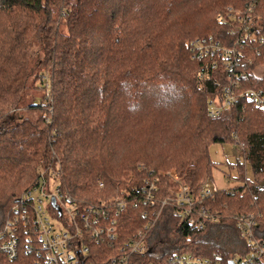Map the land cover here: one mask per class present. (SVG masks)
<instances>
[{
	"label": "trees",
	"instance_id": "16d2710c",
	"mask_svg": "<svg viewBox=\"0 0 264 264\" xmlns=\"http://www.w3.org/2000/svg\"><path fill=\"white\" fill-rule=\"evenodd\" d=\"M210 36L236 59L233 74L217 54L193 56L191 43ZM258 65L264 0H0V239L9 222L22 237L18 256L0 250V264H36L37 241L29 249L28 226L12 221L30 189L56 179L82 204L125 195L123 238L145 223L144 190L154 183L157 201L170 199L150 231L163 253L178 242L226 262L248 251L233 215L256 214L264 237ZM227 85L232 105L211 115ZM225 142L241 146L253 179L238 161L244 183L204 201L222 217L191 227L174 214L167 173L200 193L218 165L210 146Z\"/></svg>",
	"mask_w": 264,
	"mask_h": 264
},
{
	"label": "built area",
	"instance_id": "2783aa9c",
	"mask_svg": "<svg viewBox=\"0 0 264 264\" xmlns=\"http://www.w3.org/2000/svg\"><path fill=\"white\" fill-rule=\"evenodd\" d=\"M191 46L194 57L200 58L208 53L217 54L230 74H233L236 59H231L229 49L221 48L217 41H213L212 36L195 39ZM237 74L239 73L234 76L236 80L246 75L241 72L237 77ZM224 91L222 101H211V115H216L232 105L235 96L231 85L225 86ZM250 97L255 105L262 104L259 94L252 92ZM167 175L173 192L171 201L174 202V214L181 216L189 226L203 229L209 222H217L222 217L220 210L204 204L219 188L210 187L207 181L202 191L195 194L174 169ZM53 181L43 182L30 189L26 197L32 198V202L17 208V215L12 221L14 224L21 222L23 227L28 226L26 241L29 249L34 250L33 242L37 241L39 246L36 253L39 257L36 264H231V261L235 264H264V237L256 234V229H263V226H260L259 217L254 213L233 215L250 249L227 262L218 252L212 255L197 253L179 242L169 252L163 253L161 245L153 240L150 231L170 199L158 202L154 183L144 190L146 195L143 204L147 207L143 213L146 217L145 223L132 235L123 238L120 217L128 205L125 195H117L98 204H82L71 194L61 190L59 185L53 192L50 189ZM100 184L103 185L102 182ZM183 229L182 225L179 226L177 233L181 234ZM17 232L18 226L9 222L0 239V250L10 259L16 258L19 253L22 237ZM145 255L154 260H144Z\"/></svg>",
	"mask_w": 264,
	"mask_h": 264
},
{
	"label": "rangeland",
	"instance_id": "374dc122",
	"mask_svg": "<svg viewBox=\"0 0 264 264\" xmlns=\"http://www.w3.org/2000/svg\"><path fill=\"white\" fill-rule=\"evenodd\" d=\"M255 72L256 74H264V65H258L255 68ZM240 149L241 146L228 142L213 143L210 146V155L214 161L218 162L217 167L214 168L212 179L208 180L210 187L228 190L243 184L244 181L238 177V171L235 167L238 161L244 163L247 178L253 179L252 169L249 163L240 155ZM59 184L60 180H54L50 189L54 192ZM43 198L45 203H47L46 198L44 196Z\"/></svg>",
	"mask_w": 264,
	"mask_h": 264
},
{
	"label": "water",
	"instance_id": "95a60500",
	"mask_svg": "<svg viewBox=\"0 0 264 264\" xmlns=\"http://www.w3.org/2000/svg\"><path fill=\"white\" fill-rule=\"evenodd\" d=\"M52 202H53V204L55 205V198L52 199ZM56 208L59 210V212H61V209H60L59 206L56 205ZM230 263H231V264H235V263L232 262V261H231Z\"/></svg>",
	"mask_w": 264,
	"mask_h": 264
}]
</instances>
